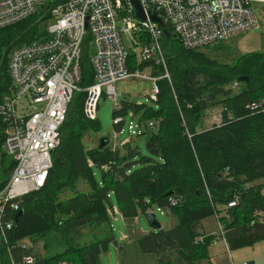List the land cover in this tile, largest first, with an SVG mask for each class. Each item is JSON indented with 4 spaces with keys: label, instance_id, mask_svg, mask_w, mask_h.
<instances>
[{
    "label": "trees",
    "instance_id": "1",
    "mask_svg": "<svg viewBox=\"0 0 264 264\" xmlns=\"http://www.w3.org/2000/svg\"><path fill=\"white\" fill-rule=\"evenodd\" d=\"M62 1L44 3L35 14L0 29V106L11 89L13 49L47 35L52 8ZM167 31L162 43L170 79L159 80L157 107L121 100L123 109L113 111L114 117L127 115L132 107L139 123L157 121L156 128L135 135L145 151L130 138L121 144L124 148H113L110 140L103 148H87L85 135L98 131L99 121L85 112L87 92L77 91L45 184L20 200L23 214L17 219L19 210L10 208V202L5 206L4 220L12 221V227L5 229L6 243L0 231V264H13L29 253L36 255L32 264H101L100 255L115 240L109 213L115 202L130 226L157 208L177 218L174 226L151 229L134 241L137 251L154 253L158 264H212L209 246L215 235L205 233L202 223L212 216L222 225L230 248L264 239V50L225 62L219 56L224 49L231 51L228 46H220L215 55L210 46L188 49L170 26ZM88 47L81 58L82 88L94 82ZM128 63L132 69L151 65L138 63L134 53ZM158 67L152 74L160 73ZM242 75L249 80L238 81ZM217 105L223 108L222 122L203 128V118ZM123 123L114 125L120 131ZM5 127L0 114L2 185L15 165L3 150ZM80 183L87 188L81 189ZM233 201L236 205L229 207ZM86 230L101 232L82 242ZM53 234L64 249L50 255L36 251V241ZM24 239L33 246L23 248Z\"/></svg>",
    "mask_w": 264,
    "mask_h": 264
},
{
    "label": "built area",
    "instance_id": "2",
    "mask_svg": "<svg viewBox=\"0 0 264 264\" xmlns=\"http://www.w3.org/2000/svg\"><path fill=\"white\" fill-rule=\"evenodd\" d=\"M53 0H0V29L35 14L44 3ZM146 19L136 15L132 0H65L52 8L47 35L13 49L9 70L10 92L4 95L0 114L6 120L3 150L15 162L6 183L0 177V231L7 242L5 221L6 204L17 211L20 200L40 189L53 166V152L61 142V127L69 105L77 91L85 90V112L98 118L99 101L105 93L122 110L118 99L117 82L130 78L150 80L153 88L149 97L158 100L159 80L170 79L163 53L164 28L150 13L154 12L166 27L170 26L185 48L201 49L230 39L253 28L260 22L253 9L254 2L264 0H139ZM125 42L129 43V47ZM94 70V82L82 88L81 58L87 46ZM134 53L138 63L149 62L142 69L129 67V56ZM164 67V73L152 74V68ZM150 69V70H149ZM238 87V82L233 83ZM255 106V105H253ZM129 125L132 136L143 129H154L156 120L134 123V111ZM232 118V115H228ZM214 125L223 120L222 113L213 117ZM116 123L126 115L117 114ZM119 133H115L118 137ZM129 140L126 138L120 144ZM172 202H174L172 200ZM236 205L230 202L229 207ZM155 210V209H154ZM162 213L166 210L158 208ZM156 211V210H155ZM118 207L109 208L117 219ZM223 234L222 225L219 223ZM126 238V235L122 236ZM23 248L33 246L30 239L20 242ZM35 253L25 255L13 264H32ZM55 264H73L60 260ZM243 264H247L244 262Z\"/></svg>",
    "mask_w": 264,
    "mask_h": 264
},
{
    "label": "rangeland",
    "instance_id": "3",
    "mask_svg": "<svg viewBox=\"0 0 264 264\" xmlns=\"http://www.w3.org/2000/svg\"><path fill=\"white\" fill-rule=\"evenodd\" d=\"M252 6L260 22V26L258 28H253L230 39L219 41L207 48L210 49V51L215 55L216 53H220V49L222 46H228L231 51L224 49L223 55L219 56L220 60L225 62H232L234 61L235 57L240 54L264 50V3L254 2ZM125 43L129 47V43ZM116 87L119 94V100H124L131 105L147 103L149 105L157 107L156 101H153L149 97V94L151 93L153 88V83L150 80L130 78L117 82ZM98 105L99 130H90L86 133L84 142L87 148L98 145L101 137L109 138L113 148H124V146L119 143L126 138H130L136 145L139 144L141 146V149L145 151V146L141 139L138 138V136H132L130 132L129 125L131 122V117L128 114L126 115V121L123 127L124 129L121 133H119L120 131L114 125L115 120L113 111L116 109V103L108 98L104 93ZM222 109L223 108L221 105L210 108L202 120V127L207 128L215 124L213 121V117L218 115V113H222ZM133 110L134 109L130 107L128 111L131 112ZM138 121L139 119L138 117H136L134 119V123L136 124ZM115 133H119V136L117 138L114 137ZM115 143H118V146H116ZM80 188L86 189L87 187L85 184L80 183ZM113 205L115 206L116 202ZM156 213L163 227L170 228L175 224L168 216H166L165 213H162L161 210H158ZM118 214L119 215L117 219L114 215H112L111 217V229L112 233L114 234L115 240L110 243L108 250L103 251L100 255L101 264H158V257L154 253L148 254L135 252L137 250L134 249V243L131 244L134 241L135 233L132 234L130 232V228L127 222L124 220L120 212H118ZM210 226L212 225H209V227ZM135 228L140 232H147L152 229V227L148 223L147 218L144 215L139 216V223L135 225ZM100 232L101 231L94 232L86 230L85 235L80 239V241L90 242L94 239V236ZM123 234L128 235L129 238L127 239V241L122 240ZM120 245H127L126 249H128L126 255L122 257V261L120 260L119 253ZM220 247L222 249H225V245L223 242L218 243L217 248ZM35 249L43 255H50L54 254L55 252L62 251L64 249V246L61 243L58 234H53L47 236L44 240L36 241ZM212 251L215 253L216 248L212 247ZM232 251L234 253L235 264H243L244 262H246L247 264H264V239L258 240L249 245L230 248L231 256ZM135 253L140 254H138V256H136L131 261L132 256Z\"/></svg>",
    "mask_w": 264,
    "mask_h": 264
},
{
    "label": "crops",
    "instance_id": "4",
    "mask_svg": "<svg viewBox=\"0 0 264 264\" xmlns=\"http://www.w3.org/2000/svg\"><path fill=\"white\" fill-rule=\"evenodd\" d=\"M150 70V69H149ZM223 110V109H222ZM214 125V124H213ZM212 125V126H213ZM211 127V126H210ZM208 128V127H207ZM158 211V208L156 209V212ZM166 214V216H168L170 219H171V221L173 222V223H177V218L175 217V216H172L171 214H167V213H165ZM125 220V219H124ZM126 221V220H125ZM127 222V221H126ZM139 223V217L138 218H136V221H135V223L133 224V225H137ZM202 223H203V229H204V231H205V233H207V234H214L215 235V238H214V240H213V242L211 243V245L209 246V252H210V259H211V262H212V264H235V258H234V253H233V251H232V256H231V253H230V247H229V245H228V242H227V240H226V238H225V236L222 234V232L220 231V229H219V227H218V225H219V221H218V219L216 218V216H212V217H209V218H207V219H204L203 221H202ZM127 224H128V226H129V228H130V232L132 233V234H134L135 233V236H134V241L141 235V234H143V233H146V232H140L138 229H136L135 228V226H130L129 225V223L127 222ZM174 224V225H175ZM173 225V226H174ZM209 225H212V226H210L209 227ZM162 227H163V225H162ZM163 228H165V227H163ZM218 229V230H217ZM150 231V230H149ZM148 232V231H147ZM138 233V234H137ZM123 235H126L127 237L126 238H123L122 237V240H124V241H127V239L129 238L128 237V235L127 234H123ZM134 241L131 243V244H133L134 243ZM220 242H223L224 243V245H225V249H222L221 247L220 248H217V246H218V243H220ZM126 246L127 245H123V247H124V250L123 251H121V250H119V253H120V260L122 261V257H124L125 255H126V253H127V250L128 249H126ZM134 246V245H133ZM212 247H215L216 248V251H215V253L212 251ZM134 249H136L135 247H134ZM135 252H139V251H135ZM138 254H140V253H135V254H133V256H132V259H131V261L136 257V256H138ZM225 257V258H224ZM204 264H206V261H204L203 262ZM128 264H130V263H128Z\"/></svg>",
    "mask_w": 264,
    "mask_h": 264
},
{
    "label": "water",
    "instance_id": "5",
    "mask_svg": "<svg viewBox=\"0 0 264 264\" xmlns=\"http://www.w3.org/2000/svg\"><path fill=\"white\" fill-rule=\"evenodd\" d=\"M132 2L134 3L135 8H136V15L142 19H146L145 12H144L139 0H132ZM150 16L154 20L158 21L163 26L165 33L168 32L165 23L162 20H160L154 12L150 13ZM160 69H161V73H164V71H165L164 67L161 66ZM248 80H249V77L247 75H242V76L238 77V81H240V82H246ZM108 144H109V138L101 137L100 142H99V148H103L105 145H108ZM170 193H168V194H170ZM22 214H23V210H19L18 213L16 214V219ZM145 217L147 218L148 223L152 227V229L158 230V229L162 228V224L159 221L157 213L155 210H150V211L146 212Z\"/></svg>",
    "mask_w": 264,
    "mask_h": 264
}]
</instances>
